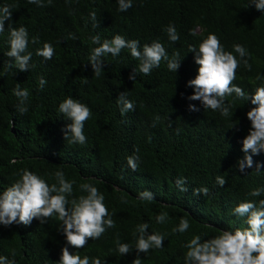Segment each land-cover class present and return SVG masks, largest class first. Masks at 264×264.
I'll use <instances>...</instances> for the list:
<instances>
[{
	"label": "trees",
	"instance_id": "1",
	"mask_svg": "<svg viewBox=\"0 0 264 264\" xmlns=\"http://www.w3.org/2000/svg\"><path fill=\"white\" fill-rule=\"evenodd\" d=\"M249 0H133L126 12L118 11L117 0H52L39 7L28 0H0V7H12V19L5 20L0 34V192L20 179L22 170H29L49 185L57 183L55 173L63 171L65 179L75 181L69 200L87 195L80 185L89 183L104 195L115 227L97 240H89L82 249L69 247L70 252L99 257L107 264H132L136 251L121 256L117 240L133 248L138 236L137 225L147 222L149 233L165 235L164 247L140 253V264H184V245L194 236L212 238L224 230L247 227L246 217L233 214L235 206L251 200L259 206L264 193L251 197L254 188H264V151L251 152L253 166L244 172L238 160L244 158L243 138L251 122L246 113L255 107L251 101L226 97L230 115L203 109L200 101H189L193 88L187 81L197 74L195 53L209 33L216 34L226 51L235 53L233 45L244 46L251 70L241 62L234 84L251 94L264 86V13L248 6ZM95 12L96 21L91 18ZM98 23V26H95ZM173 24L179 41L170 42L165 29ZM9 25L27 28L28 52L32 53L30 71L9 68ZM76 39H70L69 34ZM192 33H195L193 35ZM99 34L101 43L119 34L127 40L144 44L159 41L169 59L179 53L178 71L167 68V61L153 69L151 75L139 72V61L129 49L117 57H104L102 74L97 77L89 56L99 45L90 37ZM38 36L39 43L32 44ZM45 42L51 43L55 55L45 60L36 54ZM87 65V67H85ZM136 69V79H129ZM47 84L39 88V78ZM19 83L29 90L28 112L20 115L13 89ZM124 92L134 103V111L121 115L117 97ZM68 96L87 105L92 112L85 122L84 145L65 140L70 120L58 111L59 103ZM195 104L200 111H189ZM237 123L235 127H231ZM129 156L138 157V168L128 166ZM260 170H256V164ZM226 183L220 187L216 177ZM187 179V192L180 191L176 179ZM207 187L209 194L193 195L194 188ZM149 190L151 201L139 199ZM69 207L71 205L69 204ZM167 213L165 223L156 216ZM181 218L190 222L185 233L173 232ZM60 222L52 217L41 224L33 219L30 225H0V256L15 259L17 264H58L66 239L58 231ZM15 252V257L12 253Z\"/></svg>",
	"mask_w": 264,
	"mask_h": 264
},
{
	"label": "clouds",
	"instance_id": "2",
	"mask_svg": "<svg viewBox=\"0 0 264 264\" xmlns=\"http://www.w3.org/2000/svg\"><path fill=\"white\" fill-rule=\"evenodd\" d=\"M118 11L126 12L133 6V0H117ZM30 4L39 7L51 5L52 0H28ZM248 6L264 13V0H249ZM91 18L96 21L95 12L91 13ZM12 19V7L5 5L0 7V34L5 32V20ZM98 23L95 26H98ZM9 45L10 50L6 53L9 57V68H16L19 71H30V60L32 53L28 52L29 33L23 25L11 27L9 25ZM170 42L179 41V34L173 24H169L165 29ZM195 35V33H192ZM70 39H76L74 34H69ZM95 47L88 62L91 64L93 73L99 77L102 74L104 57L111 54L117 57L123 49H129L133 59L139 61V72L145 76L151 75L153 69L160 67L161 61H167L169 71L177 72L181 65L179 53H174L169 59L165 47L159 41L144 44L142 49L138 40H127L117 34L112 39H105L101 43L99 34L90 37ZM32 44L39 43V37L31 39ZM235 53L239 54V59L232 52L226 51L219 37L214 33H209L202 40L198 47L189 46V51L195 53V63L199 66L194 78L187 81V87L193 88V93L187 96L189 101H200L203 109L219 111L224 117L230 115L231 106L227 105L226 97L233 93L236 97L244 101H251L252 107L247 113V118L251 122L248 135L243 138L242 151L245 153L243 159L238 160L240 172L245 168L253 166V159L249 152L259 154L264 151V86L257 87L251 94L234 84L237 70L241 62L244 67L251 70L247 49L240 45H233ZM38 56L45 60H51L55 55V49L51 43L45 42L42 48L36 50ZM87 67V65H85ZM136 69L129 75V79H136ZM47 81L44 77L39 78V88L43 90ZM13 94L18 98L19 103L16 110L20 115L28 112L27 102L29 100V90L21 88L17 83L13 89ZM118 104L121 105V115L129 111H134V103L128 100L124 92L117 97ZM189 111L198 112L200 109L195 104L188 105ZM58 111L64 118L71 121L66 125L65 140L69 143L84 145L87 138L84 134V125L88 121L92 112L91 109L68 96L59 103ZM234 123L231 127H235ZM138 157L129 156L127 163L132 171L138 168ZM256 170H260V164H256ZM57 183L49 185L39 175L27 169L22 170L20 179L16 180L6 190L0 192V225L10 227L13 224H23L28 226L33 219H37L41 224L49 221L52 217H57L61 231L66 239L65 246L61 249L58 264H107L99 257L85 255L83 258L79 254L69 251L84 248L89 240L99 239L107 229L114 228L115 221L109 213L108 207L104 203L105 197L99 189L92 184L80 185V189L87 195L69 200L73 194V184L75 181L65 179L63 171L55 174ZM177 188L182 192H187V179L179 177L175 181ZM218 186L223 187L226 179L223 176L216 177ZM264 193V188H254L248 195L259 197ZM207 196V187L194 188L193 195ZM139 199L151 201L154 194L145 190L139 194ZM69 204L71 207H69ZM233 214L238 217H246L247 227L236 228L234 231L224 230L219 235L212 238L202 239L200 235H194L184 247L187 249L184 264H264V199L259 200V206L251 200L238 203L233 209ZM168 219L167 213H160L156 216V222L163 224ZM190 222L186 218H181L179 225L173 232L185 233L190 228ZM147 222L137 225V236L135 247L128 243H120L117 240V250L124 256L135 249L136 258L132 264H140V253L147 254L151 249L164 247L165 235L160 233H149ZM15 257V252L12 253ZM0 264H17L16 260L7 256H0Z\"/></svg>",
	"mask_w": 264,
	"mask_h": 264
}]
</instances>
